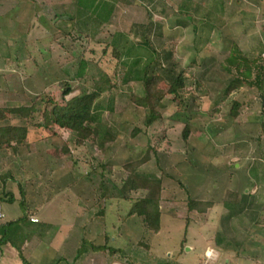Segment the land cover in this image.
<instances>
[{
    "label": "rangeland",
    "instance_id": "1",
    "mask_svg": "<svg viewBox=\"0 0 264 264\" xmlns=\"http://www.w3.org/2000/svg\"><path fill=\"white\" fill-rule=\"evenodd\" d=\"M31 2L34 3L31 6L33 16L41 18V21L33 18L25 23V52H18L16 55L10 54L12 52L1 54L4 58H0V62L4 66L0 69V109L30 107L39 96L64 108L66 101L81 92L91 93L103 86V74L115 86L110 93H104L99 99V104L104 108L100 116L115 131L117 142L113 155L111 151L107 152L111 145L104 153H98L93 152L88 143L78 147L73 140L66 141L72 151L73 167L79 175L92 170L102 172L119 187L123 176H127L123 165L148 154L149 160L138 169L139 173L160 177L175 176L178 188L184 189V183L178 179V174L168 173V168H165L167 164L169 169L176 167L178 170L177 163L148 152L155 141L154 132L143 125L145 111L130 101L131 94L143 96L141 84L123 82L127 64L137 55L142 58L141 65L152 57L154 61L150 64L149 75L159 74L164 78V82L157 87V95L164 105L163 125L172 146L169 152L159 153H178L182 146L186 150H194L196 141L204 138L203 152H208L211 159L224 158V154L228 155L232 151L229 142L235 143L234 126L228 136H223V131L219 134L216 132L223 129L225 121L231 122L227 118L229 113L236 112L237 119L246 121L251 128L242 133L246 139L252 136L250 141L261 150V155L255 158L257 162L251 164L255 173H261L256 169L255 163L258 160L264 162V100L261 101L260 97L264 94V85H260L258 79L261 69L264 70V54L255 38L247 40L237 37L233 40L234 37L231 38L223 30L225 23L222 24L220 19L229 16H216L214 12L220 10L219 3L210 0H193L190 4L185 3V0H154L156 4L140 0ZM106 2L114 6L113 13L106 22L100 21L98 17H90L88 12L91 8L101 10ZM183 6H189L188 14L180 13V9L185 10ZM101 16L105 14L102 13ZM69 18L75 19L74 24ZM53 20L57 23L56 33L48 27ZM41 24L47 26L49 31L42 29ZM235 26L232 33L238 34V27ZM70 27L74 30L69 31ZM59 31L73 34L57 37ZM144 41L155 52L148 54V58L143 49L138 47ZM232 45L242 49V55L248 61L247 66L237 69L225 63ZM112 49L121 54L119 59L112 55ZM127 49H130V54L126 53ZM169 53L170 61H165V54ZM246 67L250 68V76L243 79ZM169 72L173 77L182 73L184 80V87L175 101L167 94L171 84ZM237 79L242 81V85L227 94L228 87ZM68 90L70 93L66 94ZM52 106L48 105L49 110ZM108 106H112V112L106 109ZM185 126L190 130L183 143L181 134ZM231 126L227 127L228 130ZM136 128L141 132L131 136ZM213 143L222 146L221 152L217 149L214 151ZM52 154L57 158L62 156L59 153ZM115 155L118 159H114ZM236 161V157L232 156L231 162ZM109 163H114L113 174L99 167ZM251 165L247 166L249 173L254 170ZM260 176L262 180L249 182L244 187L249 195L243 197L244 208L235 217H231L223 206L225 193L228 192H223L224 189L215 195L210 189L209 198L207 195L200 197L212 200L210 202L213 203L212 209L202 215L189 211L190 198L185 199L174 193L172 198L161 199L160 194L161 206L163 207L164 202L166 209L169 207L172 212L164 213L165 218L160 222L159 231L154 233L144 229L143 225L136 230V236L131 238L132 242H109L108 247L124 249L121 254L123 264H264V171ZM170 189L164 188L169 193L172 192ZM145 195V191L132 192L130 199L139 200ZM130 208L131 204L122 200H113L112 205L105 204L100 208L104 211L102 213L107 232L112 233L116 219H119V215L121 218L126 216ZM176 216H179L178 219ZM141 221L143 222V218ZM209 251L211 257L207 258ZM166 253L171 256L168 257Z\"/></svg>",
    "mask_w": 264,
    "mask_h": 264
},
{
    "label": "crops",
    "instance_id": "2",
    "mask_svg": "<svg viewBox=\"0 0 264 264\" xmlns=\"http://www.w3.org/2000/svg\"><path fill=\"white\" fill-rule=\"evenodd\" d=\"M148 1V4L155 3L154 0ZM191 1L193 0L189 2ZM210 1L219 3L220 10L213 11L216 16H229L220 20L222 24L225 23L223 30L227 31L231 38L234 37L233 40L237 37H244L242 39L247 38V40L255 38L256 42L262 46L261 52L264 54V0ZM32 4L34 3L31 0H0L1 59L4 58L1 54L12 52L10 54L16 55L18 52H25L23 48L25 23L33 18L41 21V18L33 16ZM54 20L48 27L56 33L57 23ZM234 25L238 27V34L232 33ZM48 27L42 25V29L47 31H49ZM216 33L220 34L218 31ZM232 48H234L233 45L230 49ZM237 50L242 54V49ZM9 58L10 56L8 60L11 63L12 60ZM3 66L4 64L0 62V69ZM260 79V85H264L262 75ZM260 97L263 101L264 94ZM229 114L227 118L231 122L225 121L223 129L216 132L219 134L223 131V136H228L234 126L235 143L229 142L232 151H229L228 155L224 154V158L211 159L208 152H203L204 138L196 141L197 144L194 145L196 150H186L185 146H182L178 153L155 155L170 161L174 160L178 170L176 167L169 169L167 164L165 168H168V173L178 174V179L184 183V189L178 188L174 181L175 176L160 177L150 174L161 180V199L162 197L163 199L172 198L175 193L180 194V197L184 196L185 199L210 202L212 200L200 197L207 195L209 198L210 189L214 195L220 194L224 189L223 192L230 191L241 196L243 200L244 196L249 195L246 194L248 190L244 187L249 182L262 180L260 175L264 171V162L258 160V163H255L256 169L261 173H255L251 165L254 161L257 162L255 158L261 155V150L250 141L252 136L246 139L242 133L248 132L250 127L245 123L246 121L237 119L236 112ZM236 119L238 121H235ZM22 126L21 120L0 121V129ZM228 126H231L230 130ZM45 131L41 128L29 129L26 142L19 145L16 152L12 147H4L0 143V199L5 214L0 229V264H123L121 254L124 249L110 248L109 242L112 244L120 240H123L124 244H126L125 241L132 242L131 238L136 236V230L145 225L141 221L142 218L127 217V215L121 218L119 215L116 225H113L112 233L107 232L104 211L101 209L105 204L112 205L113 200L105 202L93 190L88 182L90 172L79 175L75 171L71 161L72 151L68 144L66 145V141L73 140L76 143V134L62 129L53 130L52 134ZM116 142L115 137V141L107 151H111L112 155ZM212 145L214 151L221 152L222 146H217L215 143ZM148 152H150L149 149ZM52 153H59L62 156L57 158ZM232 156H235L237 160L234 163L231 162ZM249 165L254 169L251 173L247 170ZM105 166L111 168L113 174L114 163ZM126 177L123 176L121 181ZM113 184L117 186L116 183L113 182ZM166 187L171 188L172 192H166L164 190ZM161 205L162 202L154 207L153 211L159 213L162 220L165 218L164 213H171L172 209L169 210V207L166 209L164 202L163 207ZM191 213L198 214L195 211ZM178 217L175 218L178 219ZM144 229H146L145 226ZM166 255L171 256L170 253Z\"/></svg>",
    "mask_w": 264,
    "mask_h": 264
},
{
    "label": "trees",
    "instance_id": "3",
    "mask_svg": "<svg viewBox=\"0 0 264 264\" xmlns=\"http://www.w3.org/2000/svg\"><path fill=\"white\" fill-rule=\"evenodd\" d=\"M140 1L149 2L148 0ZM189 1L190 0H187L185 3L190 4ZM183 9L185 10L183 11L180 9V13H189V6H183ZM113 10L114 6L106 2L101 10L91 8L88 13L90 17H98L100 21L106 22L113 13ZM102 13H104L105 16H101ZM106 14H109V16H106ZM69 21L74 24L75 19L69 18ZM72 30L74 29L70 27L69 31ZM69 31L67 33L59 31L57 37L72 35L73 33ZM195 31L197 30L195 29ZM138 47L140 50L143 49L144 55L147 54V58L149 56L148 54L155 53L153 48L146 41L142 44H138ZM130 52V49H127L126 53L130 54ZM112 55L116 59L121 57V54L117 52L116 49H112ZM169 56L170 53L165 54V61L170 59ZM148 59V62L142 65V58L140 55H137L135 59L131 60V62L127 64L128 69L125 72L123 82L126 84L137 82L142 86L143 96L131 94L130 101L145 111L143 125L146 129H150L154 132L155 139L153 146L149 147V151L157 155L160 151L169 152L172 144L168 140L167 130L163 125L162 110L164 109V105L160 102L157 95V87L164 82V78L159 74L155 76L149 75L150 64L153 63L154 60L152 57ZM225 63L229 66H235L238 69L241 66H247L248 61L247 58L234 47L225 60ZM252 63H254V61ZM81 68H83V65ZM244 70L245 72L242 74L244 77L243 79L250 76V68L246 67ZM261 71V75L264 77V70L261 69ZM102 76V81H104L103 86L97 87L96 90L91 93L81 92L80 95L66 101L64 108L57 106L55 102L51 100H45L43 96H39L30 107L0 109V121L20 119L24 122L22 127H7L0 129L1 145L4 147H12L16 152L17 147L26 142L29 129L41 128L49 131L51 134L55 130L62 129L76 134V145L78 147H82L88 143L93 152L104 153L107 151L109 146L115 141V133L112 128L103 122L100 116L104 108L99 104V99L104 93H110L115 86L111 83V79L106 74ZM170 78L171 84L167 94L172 97V101H175L180 96L179 91L184 87V80L182 73H179L175 77L170 74ZM258 79L261 81L260 77H258ZM241 85L242 81L237 79L231 83L226 93L229 94L233 88H238ZM69 93V90L66 91V94ZM110 102H113V99H110ZM49 104L53 105L51 110L48 108ZM111 107L112 106H108L106 109L112 112ZM140 132V129L136 128L133 130L131 136H136ZM188 135L189 128L185 126L181 134L183 143L187 140ZM148 160L149 155L146 154L138 160L124 164L123 169L127 173V177L122 181L119 187L113 184L102 172L93 170L88 176V182L93 190L105 202L109 200H122L131 204L127 217L138 216L143 218L146 229L157 233L160 229L161 215L153 211V208L158 206L160 202V194L162 191L161 180L154 175L141 174L138 172V169ZM99 167L101 170L111 171V168L108 166L100 165ZM92 177L96 178L94 179ZM136 191H145L146 195L142 199L132 201L130 199V194ZM222 203L225 209L229 211L231 217H235L237 212L241 213L244 208L242 197L230 191L225 193V198ZM188 207L190 212L195 211L198 214H205L208 209L213 207V203L189 200Z\"/></svg>",
    "mask_w": 264,
    "mask_h": 264
},
{
    "label": "built area",
    "instance_id": "4",
    "mask_svg": "<svg viewBox=\"0 0 264 264\" xmlns=\"http://www.w3.org/2000/svg\"><path fill=\"white\" fill-rule=\"evenodd\" d=\"M4 219H5V214H4V211H3V207H2V202H1V199H0V228L4 222ZM33 221H36V220H33Z\"/></svg>",
    "mask_w": 264,
    "mask_h": 264
},
{
    "label": "bare ground",
    "instance_id": "5",
    "mask_svg": "<svg viewBox=\"0 0 264 264\" xmlns=\"http://www.w3.org/2000/svg\"><path fill=\"white\" fill-rule=\"evenodd\" d=\"M207 256V258H210L211 257V254H210V252H208V255H206Z\"/></svg>",
    "mask_w": 264,
    "mask_h": 264
},
{
    "label": "water",
    "instance_id": "6",
    "mask_svg": "<svg viewBox=\"0 0 264 264\" xmlns=\"http://www.w3.org/2000/svg\"><path fill=\"white\" fill-rule=\"evenodd\" d=\"M189 250V249H188Z\"/></svg>",
    "mask_w": 264,
    "mask_h": 264
}]
</instances>
